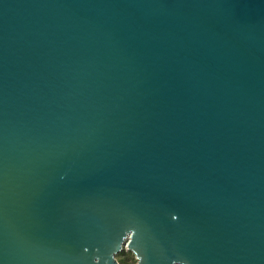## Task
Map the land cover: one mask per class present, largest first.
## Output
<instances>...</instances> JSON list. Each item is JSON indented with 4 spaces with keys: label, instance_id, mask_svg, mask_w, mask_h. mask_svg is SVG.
Returning <instances> with one entry per match:
<instances>
[{
    "label": "water",
    "instance_id": "1",
    "mask_svg": "<svg viewBox=\"0 0 264 264\" xmlns=\"http://www.w3.org/2000/svg\"><path fill=\"white\" fill-rule=\"evenodd\" d=\"M264 264V0H0V264Z\"/></svg>",
    "mask_w": 264,
    "mask_h": 264
},
{
    "label": "rangeland",
    "instance_id": "2",
    "mask_svg": "<svg viewBox=\"0 0 264 264\" xmlns=\"http://www.w3.org/2000/svg\"><path fill=\"white\" fill-rule=\"evenodd\" d=\"M122 256H125L126 259H128V261L130 262V264H135L136 258L134 256V254L128 250V252L126 251L127 249L125 247L122 248Z\"/></svg>",
    "mask_w": 264,
    "mask_h": 264
},
{
    "label": "trees",
    "instance_id": "3",
    "mask_svg": "<svg viewBox=\"0 0 264 264\" xmlns=\"http://www.w3.org/2000/svg\"><path fill=\"white\" fill-rule=\"evenodd\" d=\"M122 250H120L117 254H116V258L118 259L120 264H130V262L128 261V259H126L125 256H122ZM128 252V250H126Z\"/></svg>",
    "mask_w": 264,
    "mask_h": 264
}]
</instances>
